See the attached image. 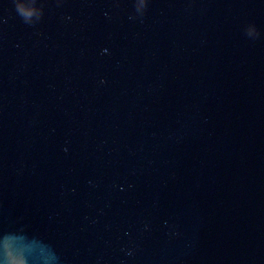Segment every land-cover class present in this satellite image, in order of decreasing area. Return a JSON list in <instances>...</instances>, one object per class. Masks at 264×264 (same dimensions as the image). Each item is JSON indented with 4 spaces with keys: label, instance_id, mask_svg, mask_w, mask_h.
<instances>
[{
    "label": "water",
    "instance_id": "obj_1",
    "mask_svg": "<svg viewBox=\"0 0 264 264\" xmlns=\"http://www.w3.org/2000/svg\"><path fill=\"white\" fill-rule=\"evenodd\" d=\"M0 264H264V0H0Z\"/></svg>",
    "mask_w": 264,
    "mask_h": 264
}]
</instances>
